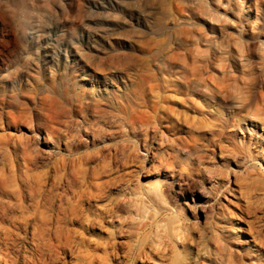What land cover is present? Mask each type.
<instances>
[{
  "label": "rangeland",
  "instance_id": "374dc122",
  "mask_svg": "<svg viewBox=\"0 0 264 264\" xmlns=\"http://www.w3.org/2000/svg\"><path fill=\"white\" fill-rule=\"evenodd\" d=\"M0 264H264V0H0Z\"/></svg>",
  "mask_w": 264,
  "mask_h": 264
}]
</instances>
